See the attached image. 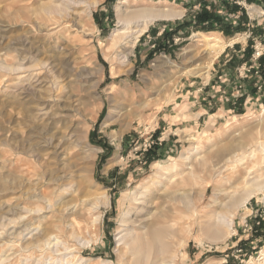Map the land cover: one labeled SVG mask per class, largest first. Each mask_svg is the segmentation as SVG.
<instances>
[{"label":"rangeland","instance_id":"1","mask_svg":"<svg viewBox=\"0 0 264 264\" xmlns=\"http://www.w3.org/2000/svg\"><path fill=\"white\" fill-rule=\"evenodd\" d=\"M17 1L1 0V26L15 21L13 8L18 5ZM118 1L100 0L92 8V16H82L80 22L84 35L74 34L67 27L59 30L66 43L79 44L73 54L80 55L79 61L90 75L83 80L82 95L86 104L81 114L75 117V122L84 137L79 138V144L87 145L83 153L88 165L84 185L89 194L87 199L94 204L85 208L79 204L80 213L74 215L77 218L74 227L66 225L57 211H44L41 201L25 199L23 192L30 190L24 184L17 187L11 183L15 164H19L20 158L29 164L32 171H37L38 167L24 155L21 143H25L27 126L14 94H8L7 85H12V81L15 83L17 79L0 69V235L3 238H0V264H43L49 255L26 245L31 243L28 236L25 239L19 237L13 244L3 242L7 240V229L9 231L11 225L8 220L11 215L8 213L6 216L5 207L13 203L23 207L17 215L23 218L21 222L35 223L37 209L49 217L43 219L44 224L62 220L59 222L60 231H57L62 243L52 258L60 259L65 255L75 262L81 256L87 259L86 264L119 260L120 256L115 252V230L120 215L135 206L132 200L139 186L143 183L152 185L149 178L156 173L154 162L164 167L179 164L180 154L193 145L188 135L194 137L196 152L187 164L151 188L146 196V205L137 217L152 212V219L176 220L173 208L181 209L180 221L184 222L183 229L188 235L177 253L175 264H264V199L260 200L261 194L251 198L246 207L237 209L233 217L234 233L224 242H210L207 231L200 226L203 220L213 218L209 212L211 209L227 208L232 198L230 190H241L242 177L248 170L253 169L254 173L257 170V175L264 171V156L256 149L260 142H264V101L261 105L260 100L250 99L244 106V95L240 94L233 100V97L229 98V88L215 92L214 83L219 70L230 64L235 66L231 78L235 84L234 91L245 92V80L251 75L257 78L255 90L264 91L258 62L264 54V42L250 30L251 23H258L264 16V7L257 3L264 0H126L129 7L170 6L183 9L184 14L178 19L151 24L133 40L132 52L125 63L114 59L108 49L112 33L120 29L115 12ZM33 3L30 2L31 8L38 6L37 2ZM202 8L218 16L217 21L210 24V29L194 26L195 16ZM254 9L258 13L253 12ZM243 18L249 22L245 28L241 24ZM263 22L260 21L259 25L262 26ZM2 30L0 59L9 62L10 52L6 46L13 36L23 34V27L17 24ZM194 34L209 38L210 45L219 41L217 45L220 47L208 49L209 52L215 53L222 47L212 61L207 77L192 72L207 65L209 56L214 53H206V42L198 41ZM231 40L235 41L230 43ZM246 47L249 51L243 58ZM189 49L190 52H185ZM164 57L178 68L167 73ZM94 81L97 86L92 92L89 86ZM218 95L222 96L223 102L218 101ZM224 97L228 99L224 100ZM231 104H238L239 108L229 110ZM9 114L13 115L11 121ZM253 148L255 153L249 154ZM242 152L245 157L235 160V154ZM219 167L220 174L207 188L206 181L211 180L214 168ZM44 188L50 190L48 186ZM215 190L220 191L219 195L213 194ZM202 191L203 196L200 195ZM81 194L78 191L68 198L74 196L78 199ZM102 194L108 197V206H101L98 202ZM215 196L220 202L211 207L209 203ZM97 216L100 219L94 222ZM71 232L78 236L74 237ZM85 241L89 243L85 244ZM126 256L129 257L128 254Z\"/></svg>","mask_w":264,"mask_h":264},{"label":"bare ground","instance_id":"2","mask_svg":"<svg viewBox=\"0 0 264 264\" xmlns=\"http://www.w3.org/2000/svg\"><path fill=\"white\" fill-rule=\"evenodd\" d=\"M38 1L40 0H18L17 2L20 4L18 3L13 8L15 21L7 26H1L0 23V32L4 31L2 29L8 30L17 24H21L23 27V34L13 36L9 46H6L10 52V60L6 62L5 59H0V69L14 75L17 79L15 83L12 81V85H7L9 90H6H8V94H14L15 103L21 107L20 111L27 126L25 143H21L24 147V155L29 159V162L36 163L38 167L37 171H32L29 164L20 158L19 164H15L14 174L10 180L14 186L18 184L23 186L24 184L30 190L23 192L25 199L41 201L44 204V211L47 213L57 211L61 214L59 218H62L66 225L74 227L77 224V218L75 219L74 215L80 213V210L78 211L79 204H82L84 208L92 206V202L87 199L89 194L84 185V175L88 165L84 160L83 153L87 149V145L79 144V138L83 135L81 136L79 126L75 122V117L81 114L86 104L84 95H82L83 80L89 78L90 75L85 65L80 63V55L73 54L79 44L66 43L64 37L59 34V30L67 27L74 34L84 35L80 19L84 15L90 17L92 8L100 0H41L40 3ZM30 2H37L38 6L31 8ZM25 12L29 14H25ZM115 12L120 29L112 33L108 49H110L112 57L121 63L129 60L133 40L145 32L151 24L157 21L178 19L184 14L183 9L170 6L161 8L129 7L126 6V0L118 1ZM253 12L258 13L255 9ZM18 17L21 19L17 20ZM193 36L197 37L198 41L206 42L204 50L208 54L214 53V51H207L208 49L219 46L217 45L219 41L217 44L210 45L212 43L210 39L204 38L205 36L202 34ZM234 41L231 40L230 43ZM221 50L222 47L217 49L214 55L209 56L210 60L207 65L192 73L203 74L207 77L212 61ZM185 52H190V49ZM163 61L168 68L167 73L178 68V65L167 57H164ZM157 68L160 67L157 66ZM96 86L95 82L89 88L94 92ZM9 118L10 121L13 120V115L9 114ZM188 140L193 145L189 150L180 154L179 164H172L169 167L161 166L159 162L152 164L156 169V173L154 172L155 174L149 178L152 185L143 183L139 186V191L132 200L135 206L120 215V222L115 230V252L120 256V259L117 261L103 260L102 264H175L177 253L181 251L188 235V232L183 229L182 217L179 216L182 215L179 214L181 209L173 208V212L177 214L176 220L174 218L169 220L152 219V215H154L152 212L137 216L146 205V196L151 188L159 185L166 176L176 172L181 165L187 164L191 160L197 147L192 135H188ZM256 149L260 150L264 156V142H260ZM254 151L255 148L250 150L249 154L255 153ZM235 156V160H242L245 154L243 152L236 153ZM220 172V167L214 168L212 176L210 175L211 180L206 181L207 188L214 183V178L216 180ZM256 173L258 174L257 170ZM256 173L253 172V169L248 170L247 175L242 177L241 190L228 189L232 193V198L226 209L213 208L209 211L213 218L203 220L204 223L200 226L207 231V238L210 242L222 243L234 233L233 217L237 209L242 206L246 207L249 200L257 194H261L260 200L264 199V171L259 172L260 175ZM33 176L35 177L33 178ZM47 186L50 187V190L47 188L49 191L44 188ZM78 191L82 193L78 199L74 196L68 198ZM219 193V190L213 192L214 195H219ZM200 195L203 196L204 191ZM78 200L79 202H77ZM98 202L101 206L109 205L108 197L105 194L98 197ZM218 202L220 201L215 196L209 204L211 207H216ZM95 207L97 208V205ZM5 208L6 216L8 213L11 215V218H8L11 225L9 231L7 229V240L3 242L13 244L19 237L23 239L31 237V243L28 242L26 245L39 248L43 254H49L43 260V264H86L87 259L81 258V256L75 262L68 260L65 255H62L60 259L52 258L62 243L60 237L57 236V231H60L61 227L59 223L62 221L61 219H55L53 222L55 224H44L43 219L48 216L41 214V211L38 212L37 209L35 213L37 216L34 218L35 223L38 221L37 224L34 221L21 222L23 218L17 217V215L22 212L23 207H20L18 203H13ZM99 219L100 216H97L93 220L98 222ZM41 221H43V225ZM19 222L21 223L19 224ZM72 234L74 237L78 236ZM88 243L89 241H85V244ZM81 247L83 246L81 245ZM127 254L129 260L127 256L125 257Z\"/></svg>","mask_w":264,"mask_h":264},{"label":"crops","instance_id":"3","mask_svg":"<svg viewBox=\"0 0 264 264\" xmlns=\"http://www.w3.org/2000/svg\"><path fill=\"white\" fill-rule=\"evenodd\" d=\"M257 2V0H256ZM260 2V4H259ZM259 5H262V7H264V2H261V1H258L257 2ZM242 23L244 25V28L245 26L249 24L248 21H246L247 19L246 18H243L242 19ZM261 22L264 21V16H262V19L260 20ZM260 21L257 23H254L252 22L251 25H250V30H251V33L253 35H256L257 37L261 38V40L264 42V22H263V25H259L260 24ZM227 60L224 61V63L226 62ZM259 64H260V75H261V78L264 79V54L260 57L259 59ZM235 66H231L230 64L226 65V69H227V73L224 72V69L221 68L219 70V73L218 75L216 76V79L214 80V83H215V92L216 91H221V92H224V89L225 88H229L230 90L228 92L229 93V98L233 97V100H235V98H239V95L242 94L245 96V102H244V106H246L248 104V102L250 101V99H256V100H260L261 102L264 101V91H257L255 90V87H256V80L257 78H255L253 75L247 77V79L245 80V84H246V91L245 92H242V91H234V86L235 84L234 83V80L231 79L233 78V70H234ZM225 69V70H226ZM230 72V74H229ZM227 76L229 77V80L227 79ZM231 79V80H230ZM240 92V93H239ZM239 93V94H238ZM237 94V95H235ZM215 96V95H214ZM218 98V101L220 102H223V98L221 95H218L217 96ZM202 99H205V98H202ZM228 98L224 97V100H227ZM240 102H238L239 104ZM236 104V105H238ZM261 105H263V102L260 103ZM236 105H232L231 104V109L229 110H232V109H237L239 107H237ZM233 106V107H232Z\"/></svg>","mask_w":264,"mask_h":264},{"label":"trees","instance_id":"4","mask_svg":"<svg viewBox=\"0 0 264 264\" xmlns=\"http://www.w3.org/2000/svg\"><path fill=\"white\" fill-rule=\"evenodd\" d=\"M217 17L218 16L214 15L213 11H208V10L202 8L197 13V15L195 16L194 26H206L210 29L211 28L210 24H212L214 22V20L217 21V19H216ZM248 51H249V47H246L244 50L243 58L245 57L246 53H248Z\"/></svg>","mask_w":264,"mask_h":264},{"label":"built area","instance_id":"5","mask_svg":"<svg viewBox=\"0 0 264 264\" xmlns=\"http://www.w3.org/2000/svg\"><path fill=\"white\" fill-rule=\"evenodd\" d=\"M258 55H259V54H258ZM247 71H249V69H248ZM256 74H258V72H256Z\"/></svg>","mask_w":264,"mask_h":264}]
</instances>
